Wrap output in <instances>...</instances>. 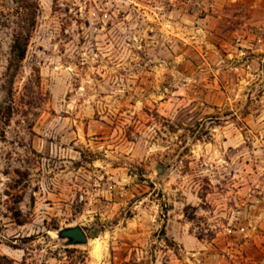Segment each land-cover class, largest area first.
Instances as JSON below:
<instances>
[{
	"label": "rangeland",
	"instance_id": "374dc122",
	"mask_svg": "<svg viewBox=\"0 0 264 264\" xmlns=\"http://www.w3.org/2000/svg\"><path fill=\"white\" fill-rule=\"evenodd\" d=\"M34 1L10 88L0 0V257L264 264V0Z\"/></svg>",
	"mask_w": 264,
	"mask_h": 264
},
{
	"label": "trees",
	"instance_id": "16d2710c",
	"mask_svg": "<svg viewBox=\"0 0 264 264\" xmlns=\"http://www.w3.org/2000/svg\"><path fill=\"white\" fill-rule=\"evenodd\" d=\"M24 5L21 7L23 20L16 27L13 33V41L10 48V60L6 69L7 78L9 79V87H12L13 79L15 78L22 61L25 58L26 50L31 38V34L35 27V18L38 7L34 0H22ZM11 93V89L7 94ZM17 223L22 225L23 221L17 219ZM1 261L6 264H13L11 260L6 257H0Z\"/></svg>",
	"mask_w": 264,
	"mask_h": 264
},
{
	"label": "water",
	"instance_id": "95a60500",
	"mask_svg": "<svg viewBox=\"0 0 264 264\" xmlns=\"http://www.w3.org/2000/svg\"><path fill=\"white\" fill-rule=\"evenodd\" d=\"M158 176L163 174V169L160 167L155 168ZM57 238L64 240L67 246H84L87 244V237L80 227H70L59 230Z\"/></svg>",
	"mask_w": 264,
	"mask_h": 264
}]
</instances>
